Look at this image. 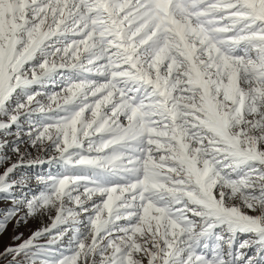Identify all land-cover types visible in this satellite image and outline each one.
I'll return each mask as SVG.
<instances>
[{"label":"snow or ice","instance_id":"6c2138e0","mask_svg":"<svg viewBox=\"0 0 264 264\" xmlns=\"http://www.w3.org/2000/svg\"><path fill=\"white\" fill-rule=\"evenodd\" d=\"M0 264H264V0H0Z\"/></svg>","mask_w":264,"mask_h":264},{"label":"rangeland","instance_id":"374dc122","mask_svg":"<svg viewBox=\"0 0 264 264\" xmlns=\"http://www.w3.org/2000/svg\"><path fill=\"white\" fill-rule=\"evenodd\" d=\"M38 171H47L46 168L44 169H37ZM51 221L47 218V216H43V217H38L34 220H30L29 223L26 226H21L18 231L23 232L24 233V237L27 238L30 233L32 231H35L36 229L46 226L47 224H49ZM12 235V226L11 224L8 226V232L5 234L4 236V243L8 242L9 236ZM41 243H43L44 241L41 240Z\"/></svg>","mask_w":264,"mask_h":264}]
</instances>
